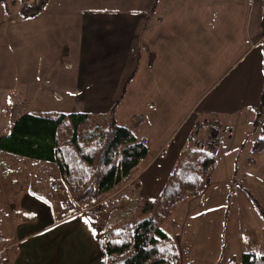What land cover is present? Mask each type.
Returning <instances> with one entry per match:
<instances>
[{
  "label": "crops",
  "instance_id": "0c3cea01",
  "mask_svg": "<svg viewBox=\"0 0 264 264\" xmlns=\"http://www.w3.org/2000/svg\"><path fill=\"white\" fill-rule=\"evenodd\" d=\"M6 6H0V137L11 126L2 107L19 96L33 112L107 114L114 106L120 125L140 116L134 133L147 146L185 127L177 155L185 139L190 145L219 125L232 133L247 108L260 106L264 0H47L25 20L17 15L19 0ZM258 112L260 138L264 105ZM246 117L251 125L253 116ZM248 153L251 166L264 157L251 146ZM17 160L0 150V264H104L98 228L90 230L87 216L58 218L49 186L59 180L56 165L34 163L31 175L6 179L21 169ZM148 169L131 172L105 196L107 211H124L133 191L152 196L148 180L158 178L153 194L163 186L166 175Z\"/></svg>",
  "mask_w": 264,
  "mask_h": 264
},
{
  "label": "trees",
  "instance_id": "16d2710c",
  "mask_svg": "<svg viewBox=\"0 0 264 264\" xmlns=\"http://www.w3.org/2000/svg\"><path fill=\"white\" fill-rule=\"evenodd\" d=\"M6 1L0 0V6L8 11ZM46 4L47 0H19L17 15L21 20L35 17ZM261 29L264 36V12ZM16 97L13 104L2 107L11 119V126L9 134L0 137V150L18 158L53 162L60 181L77 204H88L119 186L148 153L147 144L134 133L142 124L140 116L120 125L114 117V106L107 114L33 112L28 110L25 99ZM263 105L264 87L259 110ZM252 124H257L255 118ZM204 145L190 144L183 148L176 155L161 191L152 198L138 197L133 207L126 209L131 215L113 222L98 237L104 264H180L176 244L161 225L177 205L205 189L216 159L210 147ZM263 152L264 136L251 144L253 155ZM242 189L264 221V211L258 202L248 190ZM1 207L0 196V212ZM97 211L87 210V218L95 220ZM4 242L0 223V248ZM238 264H264V253L243 252Z\"/></svg>",
  "mask_w": 264,
  "mask_h": 264
},
{
  "label": "rangeland",
  "instance_id": "374dc122",
  "mask_svg": "<svg viewBox=\"0 0 264 264\" xmlns=\"http://www.w3.org/2000/svg\"><path fill=\"white\" fill-rule=\"evenodd\" d=\"M13 103V99L9 98V104ZM258 111L257 107L247 108L242 115L244 120L241 122V126L235 128L232 133L225 125H219L220 129L216 128L218 133L223 130L224 134L218 135L216 144L208 145L214 147L212 153L215 156L216 164L210 170L205 189L199 195L192 196L184 203L177 205L171 216L162 223V230L172 237L176 244L180 264H238L243 252L264 253V221L255 204L242 189L248 190L264 211V157L259 160L256 166H251L247 162L250 146L253 140L259 137L258 133L263 128L260 124L263 121L259 114L257 115ZM246 113L248 116H253V119L255 118L257 123L255 126L252 123L250 125ZM193 127L190 132L192 135L194 134ZM195 128H199V125L195 124ZM185 130V127L178 130L172 137L166 133L155 144H149L146 157L138 163L133 171L136 172L147 166L149 168L147 174L152 172L153 175L167 176L168 171L170 172L174 166L179 135ZM227 135L230 137L227 138ZM206 137L203 138L198 134L191 144L202 147ZM185 141L186 147L189 142L187 139ZM161 142L165 145L158 156L154 157L158 151V144ZM16 162L21 169H15L13 174L6 173L4 176L6 179L13 178L18 181L25 175L29 176L32 173L31 170L34 169L31 164L43 161L18 158ZM165 177L162 179L164 180ZM157 179L153 178L147 182V184L151 183L150 193L152 196L150 197L156 196L163 187L160 185L153 194V187L158 182ZM51 182H49V186ZM58 182L60 185H64L60 179ZM113 190L114 188L85 205L74 202L68 190L64 195H55L52 192L53 200H57L55 209L59 211L58 218L78 212L86 215L87 210L96 208L98 211L95 220L90 222L89 219V223L94 224V228L90 227V224L89 228L92 231L96 227L98 228L96 235L98 237L103 235L106 228L113 222L131 215V211L127 210L133 207L138 198L133 191L134 195L130 194L129 198L131 199L123 208L124 211L120 214L115 209L107 211V206L103 201H105V196ZM126 193H129V190Z\"/></svg>",
  "mask_w": 264,
  "mask_h": 264
},
{
  "label": "built area",
  "instance_id": "2783aa9c",
  "mask_svg": "<svg viewBox=\"0 0 264 264\" xmlns=\"http://www.w3.org/2000/svg\"><path fill=\"white\" fill-rule=\"evenodd\" d=\"M217 129H220L219 126H216ZM216 128H214V130L211 132V134L209 135V137L204 140L203 144L205 145H210L211 143H214L216 144L217 142V137L219 134H224V131L220 130V133L217 132ZM197 130V128H195V131ZM142 142L146 143L144 140H142ZM50 188L52 190V192L55 194V195H64L67 193V188L64 186V185H60L58 181H52L50 183ZM56 201L57 200H53V203L54 205L56 206Z\"/></svg>",
  "mask_w": 264,
  "mask_h": 264
}]
</instances>
